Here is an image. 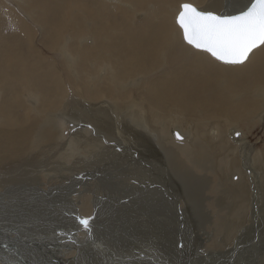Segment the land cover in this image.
<instances>
[{
  "label": "bare ground",
  "instance_id": "obj_1",
  "mask_svg": "<svg viewBox=\"0 0 264 264\" xmlns=\"http://www.w3.org/2000/svg\"><path fill=\"white\" fill-rule=\"evenodd\" d=\"M251 1L0 0V264H139L178 227L201 261L264 264V45L225 64L175 21ZM66 212L90 225L72 245Z\"/></svg>",
  "mask_w": 264,
  "mask_h": 264
},
{
  "label": "snow or ice",
  "instance_id": "obj_2",
  "mask_svg": "<svg viewBox=\"0 0 264 264\" xmlns=\"http://www.w3.org/2000/svg\"><path fill=\"white\" fill-rule=\"evenodd\" d=\"M180 8L177 23L184 39L225 63H243L254 48L264 45V0H254L234 15L200 11L191 3ZM79 222L90 231L88 219Z\"/></svg>",
  "mask_w": 264,
  "mask_h": 264
},
{
  "label": "rangeland",
  "instance_id": "obj_3",
  "mask_svg": "<svg viewBox=\"0 0 264 264\" xmlns=\"http://www.w3.org/2000/svg\"><path fill=\"white\" fill-rule=\"evenodd\" d=\"M1 2H3V1H1ZM7 2L9 3V5L10 4H12L11 3V0H7ZM4 3V2H3ZM194 5V4H193ZM12 6V5H11ZM16 6V5H15ZM206 6V4L204 3V6H201V7H205ZM17 7V6H16ZM199 7V6H198ZM201 7H199V8H201ZM202 9V8H201ZM4 16V15H3ZM5 17V16H4ZM7 18V17H6ZM137 18H141L140 17V15L137 17ZM6 20H9V22L10 23H8V26H7V28L5 29V31H4V33L6 34L7 32L9 33L10 32V34H12V33H15V32H17V27H16V25L13 23V22H11L10 21V19L9 18H7ZM140 21V20H139ZM13 31H15V32H13ZM39 40V38L38 37H36V43H37V41ZM43 52L42 53H44L46 56H49L50 54H49V52H47V51H45V50H42ZM48 54V55H47ZM51 56V55H50ZM53 57H55V60L56 61H58L59 60V58H58V56L57 55H55V56H53ZM60 65V64H59ZM262 125H263V123H261ZM69 127H72V125H68ZM260 126H258V127H256V128H254V129H251V130H249L248 132H252V134L254 135L253 137H251V140H254V137L256 138L254 141H256V140H261L260 141V143H259V145L258 146H260V145H262L263 143V139H264V131L262 130V128L260 127ZM74 128L72 127L70 130L67 128V130L65 131V133L63 134L64 136H65V134H66V137L69 135V134H71L72 132V130H73ZM173 131H176V130H173ZM173 131H172V136H173ZM181 136V135H180ZM182 137V136H181ZM173 138H174V140L175 141H177L176 139H175V137L173 136ZM66 140H68V138L66 139ZM250 140V139H249ZM250 140V141H251ZM178 142V141H177ZM253 142V141H252ZM258 149H259V147H257ZM59 159L58 158H54V159H52L51 161L53 162V164H55V163H57V161H58ZM45 161V162H44ZM50 161V162H51ZM47 163H49L48 162V160L47 159H44L43 160V158L42 159H40L39 160V162H34V161H32V162H30V165L32 166H29L28 168H26V170H30V171H34L33 169L35 168V167H41L40 169L42 170V167H44ZM42 165V166H41ZM53 167V166H52ZM22 168V167H21ZM35 173V172H34ZM11 174V175H10ZM9 175H8V177H7V174H4V172H1V169H0V183L3 181V180H6V179H8V178H10V176L11 177H13L14 175V173H10ZM41 174H42V172H41ZM42 177H44L45 178V175L43 174V175H41ZM2 177V178H1ZM15 177V176H14ZM13 177V179H15ZM3 179V180H2ZM59 204H58V206L61 204V203H64V202H58ZM67 213V212H66ZM70 215V216H69ZM72 216V217H71ZM65 217H66V220L68 221V222H70V223H72L73 225H75L76 226V230L74 231V232H72V233H69V231L67 232V233H63V234H60V235H57L56 236V239L57 240H62L63 241V243L65 242V244H70V245H72L74 242H75V239H76V237L79 235V234H81V233H84V235L86 236L87 234L85 233L86 231H85V229L83 228V226L80 224V222H79V220L76 218V216L74 215V213L73 212H70V214L69 213H67L66 215H65ZM69 217V218H68ZM48 218V217H47ZM73 219V220H72ZM53 220V219H52ZM43 222L45 223V225L46 224H48V223H50V221H44L43 220ZM47 222V223H46ZM59 225L60 224H62V223H58ZM64 225V224H63ZM175 229H177L178 230V232L175 234V235H173V237L171 238L172 239V246L174 247L173 248V250H171V251H168V253H166V254H162V253H160V254H155V253H153V252H150V251H147L146 252V254H147V257L148 258H142L143 257V255L142 254H140L139 255V257H138V262H139V264H153L154 262L155 263H158V264H163L162 262H160V260H164V261H166L165 262V264H213L211 261H215V259L214 260H208V261H201L198 257H194L192 254H194V249H197L198 251L200 250V248H201V246H197V243H196V241L194 242L193 240H190L189 241V239H188V237H186V236H188L187 235V232H186V230L184 231V229L183 228H180V227H178V228H175ZM181 230H183V231H181ZM183 232V233H182ZM186 232V233H185ZM185 234V235H184ZM180 235V236H179ZM182 235V236H181ZM76 236V237H75ZM252 236V235H251ZM251 236L249 237V239H251ZM146 239H147V241L150 243L149 244V246H147V248H149L151 245H153V246H156L157 245V243L158 244H160L161 246L162 245H164L163 244V241L162 240H157V233L156 232H151L150 234H147V236H144ZM180 237V238H179ZM149 239H150V241H149ZM182 239H183V241H182ZM187 239H188V241H187ZM245 239V240H244ZM247 237H243L242 238V240L240 241V243H239V245H243V244H246V243H249L250 242V240L248 239ZM178 240H180V241H178ZM69 242V243H68ZM152 242V243H151ZM185 242V243H184ZM52 244H51V247L50 246H48V247H50V249L51 250H54L55 251V254H51V253H49V255H50V257H54V258H56L55 260H57V257L58 256H60L59 254H61L60 253V251L62 250V249H60V248H62L64 245H58L57 243L56 244H54L53 242H51ZM178 243H179V245H178ZM190 244V245H189ZM53 245V246H52ZM187 245V246H186ZM189 245V246H188ZM183 247V249H182V247ZM191 246V247H190ZM195 246V247H194ZM55 247V248H54ZM180 247V248H179ZM193 247V248H192ZM242 247V246H241ZM249 247H251V245L249 244L248 246H245V247H243V248H241V249H244V248H249ZM146 248V249H147ZM177 248V249H176ZM199 248V249H198ZM185 249H188V250H185ZM183 250V251H182ZM41 251H43V250H40L39 252H41ZM177 251V252H176ZM184 251H188V252H190V254L188 253V255H187V253H185ZM165 252V251H164ZM149 253V254H148ZM192 253V254H191ZM55 255V256H54ZM137 255V254H136ZM157 255V256H156ZM39 256H41L42 257V254H40L39 253ZM160 256V257H159ZM188 257V258H186V257ZM192 257V260H191V258L190 257ZM176 257V258H175ZM195 259H194V258ZM236 257H237V255H236ZM36 258V260L37 261H40V259L39 258H37V257H35ZM180 259V260H179ZM194 259V260H193ZM243 259H245V257H242V259L241 260H243ZM128 260H130V259H128ZM156 260V261H155ZM175 260V262H173ZM177 260V261H176ZM196 260V261H195ZM181 261V262H180ZM189 261H191L192 263H188ZM120 262V261H119ZM194 262V263H193ZM196 262V263H195ZM198 262V263H197ZM211 262V263H210ZM154 263V264H155ZM45 264V263H44ZM47 264H52V263H47ZM55 264V263H54ZM122 264V263H121ZM224 264H228L227 262H225Z\"/></svg>",
  "mask_w": 264,
  "mask_h": 264
},
{
  "label": "water",
  "instance_id": "obj_4",
  "mask_svg": "<svg viewBox=\"0 0 264 264\" xmlns=\"http://www.w3.org/2000/svg\"><path fill=\"white\" fill-rule=\"evenodd\" d=\"M252 2H254V0H252L250 3H249V5L247 6V8L248 7H250V5H251V3ZM183 4V3H182ZM181 4V5H182ZM180 5V6H181ZM247 8L246 9H244L243 11H245V10H247ZM180 10H181V8H180ZM242 12V11H241ZM179 13V12H178ZM240 13V12H239ZM239 13H236V14H239ZM234 15V14H233ZM177 16H178V14H177ZM177 16H176V24H177V26L180 28V26H179V24L177 23ZM181 29V28H180ZM181 33H182V38H183V40H184V42L185 43H187V44H189L185 39H184V34H183V30L181 29ZM189 45H191V44H189ZM192 47H194L193 45H191ZM194 48H196V47H194ZM197 49H199V48H197ZM200 50H203V49H200ZM203 51H205V50H203ZM207 53H209L212 57H214L210 52H208V51H206ZM250 54V53H249ZM216 60H218V61H220V62H222V63H225V62H223L222 60H219V59H217L216 57H214ZM246 61V60H245ZM225 64H240V63H225Z\"/></svg>",
  "mask_w": 264,
  "mask_h": 264
}]
</instances>
